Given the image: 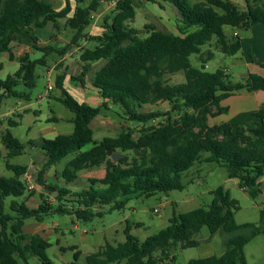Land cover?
<instances>
[{
    "label": "trees",
    "instance_id": "obj_1",
    "mask_svg": "<svg viewBox=\"0 0 264 264\" xmlns=\"http://www.w3.org/2000/svg\"><path fill=\"white\" fill-rule=\"evenodd\" d=\"M63 1L64 6L56 10L47 0H0V55L8 53L12 59L13 43L30 50L19 55V66L13 74L0 79V101L10 96L28 98L14 88L22 83L32 89L36 67L46 66L48 54L65 52L66 45H39L34 28L44 29L48 24L58 28L57 22L65 19V26L73 31L69 46H79L85 37L95 43L79 52L81 70L71 78L81 84L92 64L103 61L91 79V86L101 98L98 105L71 95L64 87V73L55 78L54 86L60 92L57 99L74 115L73 130L51 139L30 140L45 155L36 177V184L42 188L37 193L36 207L29 206L24 197L25 193L35 195L23 177L27 166L6 160L5 167L13 175L0 176V264H30L29 257H36L42 264H54L46 254L49 243L39 234L23 231L25 220L42 222L46 215L60 213L90 221L103 213L94 211L96 207L112 204L111 208H121L124 201L119 200L120 196H151L183 189L182 174L196 162L223 166L229 178L237 179L239 188L252 199L258 198L259 179L264 175V106L254 112L258 121L252 127L234 128L229 122L209 125L208 118L227 110L220 102L230 95L264 90V76L248 73L234 82L224 67L209 72L205 64L213 52H202L201 47L214 39L215 48L223 55H235L240 50V39L237 35L227 39L223 27L245 30L255 22L264 25V2L244 0L246 6L241 9L231 0H146L160 7L162 1L176 9L177 33L146 24V35L141 36L139 29L129 25L135 15L134 0H114L110 14L103 18V31L90 36L84 30L92 15L102 2L111 0ZM35 50L43 54L32 59L30 52ZM192 54H199V67L191 65ZM260 66L264 68V63ZM178 73L183 74L184 81L169 84L165 77ZM161 102L167 103L166 109L141 110ZM112 106L118 109L124 126L114 137L94 139L90 123L102 109L110 110ZM158 118L162 119L156 121ZM8 122L11 126L17 124L11 119ZM1 140L7 150L5 157L22 153L23 144L8 129ZM88 144L91 146L83 150ZM203 152L208 153L204 158ZM70 153L74 156L60 172L65 183L73 182L80 170L92 167L104 166L103 176L89 179L90 185L79 191L47 181V169ZM115 153L119 157L111 158ZM210 193L208 204L173 214L165 227L143 240L126 226L123 242L105 243L85 256L86 264H176L177 247L198 246L194 235L203 226L210 236L218 232L222 235L224 250L219 255L190 258L185 264H247L244 246L258 233L264 236V208L259 209L258 223L238 224L234 218L238 201L222 186ZM71 248L77 260L80 251Z\"/></svg>",
    "mask_w": 264,
    "mask_h": 264
},
{
    "label": "rangeland",
    "instance_id": "obj_2",
    "mask_svg": "<svg viewBox=\"0 0 264 264\" xmlns=\"http://www.w3.org/2000/svg\"><path fill=\"white\" fill-rule=\"evenodd\" d=\"M56 10L64 6L63 0H47ZM199 0H191L196 2ZM239 7L243 8L244 0H231ZM135 15L129 23L130 26L141 31V36H145L146 24H151L157 29L177 33V11L176 9L162 1L163 5L146 0H134ZM250 3H253L250 0ZM74 6V1L71 2ZM114 6V0L104 1L100 8L92 15L90 24L84 32L90 36L100 34L103 31V18L110 14ZM58 28L48 24L44 29L34 28V33L39 37V45L59 44L65 46L63 55L52 52L46 56V66H37L35 86L27 89L19 83L14 89L28 95V98L10 96L4 97L0 101V176L10 177L11 170L5 167L6 160L11 164L27 166V173L23 176L30 188L35 190V195L25 193L27 204L36 207L39 198L37 193L42 188L36 184L38 171L43 167L45 161L44 152L38 147L32 146L30 140L40 138L51 139L58 134H68L73 130V113L69 111L58 99L60 92L55 88V78L58 74L64 73V87L77 100L85 98L86 94L81 93L85 87L90 88L91 79L95 69L99 68L103 61L92 64L91 69L84 77L81 84L71 76L78 75L82 62L79 60V52L82 47H93V41L86 37L81 38L79 46H69L68 43L73 35V31L65 26V19H60ZM226 35L232 31L230 26L223 27ZM241 34L245 31L241 30ZM243 32V33H242ZM210 49L213 52L212 59L206 62V70L213 72L220 67H226L228 77L231 81H240L238 77L239 66H230L229 61L232 56L223 55L214 46V39L209 44L201 47L202 52ZM13 52L21 55L23 53L21 45L13 43ZM238 55L240 51L237 52ZM236 53V54H237ZM40 51L30 52L32 59L42 56ZM190 63L194 67L200 66L199 54H192L189 57ZM19 66L18 60L9 59L7 53L0 55V79H5L7 75L13 74ZM231 68H230V67ZM169 84L184 81L182 73L167 75ZM48 85L51 89H48ZM1 93V89H0ZM91 94V93H89ZM167 103L161 102L157 105H145L141 110H164ZM118 109L111 107L110 110L102 109L90 123L93 129V137L100 140L104 136H116L121 127L124 126L123 119L116 113ZM56 120H52L51 118ZM17 122L11 126L9 120ZM158 118L156 121L161 120ZM218 121V120H215ZM9 130L22 144V153L17 156L5 157L7 150L2 145V136ZM91 144L83 147L88 149ZM5 150V152H4ZM207 152L202 153V157L207 156ZM74 156L70 153L62 158L58 163L47 169L44 178L50 182H56L71 191H79L87 188L91 178H100L104 173V167H92L80 170L77 178L73 182L65 183L60 172L64 165ZM261 193L256 199H252L244 190L239 188L236 178H229L223 166L215 162H196L191 168L182 174L181 182L184 185L181 190H171L167 193L158 192L151 196L131 194L126 197L120 196L119 200L124 201L121 208H111L112 204L103 205L101 208H94V211L101 210V216H94L90 221L75 219L69 214L53 213L46 215L42 221L46 227L40 231L43 238L49 243L46 254L54 264H86L85 256L101 249L105 243L116 245L125 240L124 229L130 227V232L137 236L139 240L145 239L148 235L156 233L159 229L168 224L169 218L173 214L188 211L196 207L208 204L211 201V190L218 186L228 192L231 198L238 201L239 209L235 211V222L246 223L259 221V209L264 208V175L261 177ZM23 197V198H24ZM53 195H50V200ZM9 199L6 200V205ZM25 231H35L38 225L34 219L25 220ZM199 240L196 247L181 249L177 247L176 264H185L190 258L208 256L209 254L219 255L224 250L222 235L215 233L210 236L206 226L194 235ZM75 246L80 251L77 260L73 258ZM244 254L247 264L264 263V236L258 233L245 246ZM30 264H42L36 257H29Z\"/></svg>",
    "mask_w": 264,
    "mask_h": 264
},
{
    "label": "crops",
    "instance_id": "obj_3",
    "mask_svg": "<svg viewBox=\"0 0 264 264\" xmlns=\"http://www.w3.org/2000/svg\"><path fill=\"white\" fill-rule=\"evenodd\" d=\"M252 1L255 2V0ZM257 2H264V0H257ZM245 6L243 8L241 7L240 8L244 9ZM231 28L232 31L229 35H226V33L224 32L227 39H231V37H233L234 34L237 35L238 38L240 39V50H239L240 54L238 55L237 53L233 55V57L229 61L230 66L240 67L237 78H240L241 80L244 77H246L248 73H255L264 76V68L260 66L261 63H264V25L260 22H255L248 29L245 30L234 27ZM241 30H244L245 32L244 33L242 32L243 34H241L240 32ZM16 44L21 45L23 53L30 51L27 46L18 43ZM11 46H13V44ZM18 57L19 54L13 52L12 59L17 60ZM225 66L224 68L226 71ZM48 89H51L50 85H48ZM81 93H83V95L86 94V96L85 98L79 99L78 101H84L92 105L100 104L101 98L96 88L92 86H90V88L85 87V90L82 91ZM220 105L226 106L227 110L214 117H209L208 118L209 125L229 122L233 125L234 128H237L239 126L252 127L258 121V118L254 115V112H256L261 106H264V90H258L253 92L239 91L223 99L220 102ZM259 181L261 184L262 179L260 178ZM37 224L38 225L35 227V231L29 232V231H25L26 225L24 223L23 231L26 233H36L41 235L40 231H43L46 225L43 222H37Z\"/></svg>",
    "mask_w": 264,
    "mask_h": 264
},
{
    "label": "water",
    "instance_id": "obj_4",
    "mask_svg": "<svg viewBox=\"0 0 264 264\" xmlns=\"http://www.w3.org/2000/svg\"><path fill=\"white\" fill-rule=\"evenodd\" d=\"M4 152H5V150H4ZM119 155H120L119 153L112 154V155H111V158H113V159H114V158H118Z\"/></svg>",
    "mask_w": 264,
    "mask_h": 264
},
{
    "label": "built area",
    "instance_id": "obj_5",
    "mask_svg": "<svg viewBox=\"0 0 264 264\" xmlns=\"http://www.w3.org/2000/svg\"><path fill=\"white\" fill-rule=\"evenodd\" d=\"M235 35V34H234Z\"/></svg>",
    "mask_w": 264,
    "mask_h": 264
}]
</instances>
